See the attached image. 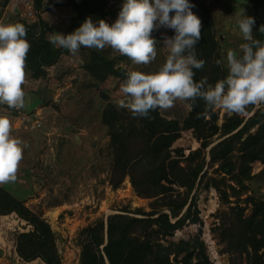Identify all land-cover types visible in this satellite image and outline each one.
Here are the masks:
<instances>
[{"label":"trees","instance_id":"trees-1","mask_svg":"<svg viewBox=\"0 0 264 264\" xmlns=\"http://www.w3.org/2000/svg\"><path fill=\"white\" fill-rule=\"evenodd\" d=\"M112 1L115 0H66L71 7V18L65 33L73 31L86 17L104 19L112 13L109 7ZM249 1L255 20L253 37L264 41V32L259 31L263 24L257 15L264 0ZM35 3L41 8L43 0ZM191 3L192 11L201 22V37L195 51L197 58L205 61L201 69L193 70V79L204 78L214 83L225 73L221 63H217L220 50L211 7L207 0H191ZM19 23L25 26V38L30 43L24 70L37 79L46 77L47 67L57 63L68 50L49 43L41 18L32 23L28 20ZM83 59L85 70L97 84L110 77L125 78L127 70L116 66L114 58L101 50L91 48ZM190 104L191 110L182 124L178 119L166 118L159 109L150 111V118L133 117L126 108L107 104L102 121L108 126L113 151L110 182L117 188L129 176L139 196L155 200L150 210L125 207L122 212L109 214L106 220L99 218L82 227L78 233L79 264H212L206 243L199 236L167 244L163 240L174 236L188 223L201 221L197 205L201 190L213 187L222 202L229 203L231 195L224 184L234 191L236 205L231 207L230 214L220 216L214 230L231 253L230 264H264V200L249 194L245 198L252 205L248 215L246 206L238 201L248 190L246 181L254 177L252 162L264 160V105L247 118L245 114L255 107L248 105L244 114L227 115L220 123L218 112L206 111L202 99L197 98ZM185 129H191L200 141V146L187 155L181 147L172 148ZM217 134L220 140L210 146ZM209 146L210 162L224 173L220 177L207 175L206 148ZM227 175L234 184L226 181ZM174 184L184 187V194ZM55 204L60 202L51 203ZM10 213H16L31 225L30 229L17 232L15 250L20 258L63 264L57 244L60 234L43 212L28 206L24 198L0 183V215Z\"/></svg>","mask_w":264,"mask_h":264},{"label":"rangeland","instance_id":"rangeland-1","mask_svg":"<svg viewBox=\"0 0 264 264\" xmlns=\"http://www.w3.org/2000/svg\"><path fill=\"white\" fill-rule=\"evenodd\" d=\"M27 1L35 4V20L24 14ZM35 2L0 0V23L20 20L32 23L41 18L47 37L54 31L65 33L71 18V7L66 0H43L41 8L36 7ZM122 2L115 0L109 3L112 13L104 18L106 22L110 24L117 18ZM207 3L211 7L219 43V61L226 75L227 50L238 49L239 44L244 42L235 25V13L243 8L245 14L253 17L254 12L249 0H207ZM257 15L264 25V6ZM165 34L171 36L173 32L171 29L160 28L151 33L157 40V55L147 65H133L127 56L107 46L101 51L114 58L116 66H123L127 71L154 72L168 54L162 44ZM90 49L81 47L76 54L67 52L62 55L57 63L47 67V75L43 78L31 77L24 70L25 106L12 109L6 104H0V115L6 116L10 122V134L20 138L26 145L22 159L18 162L16 179L2 184L16 196L24 198L28 206L42 211L43 216L60 234L57 244L63 264H79L81 247L78 233L82 227L99 218L106 220L109 214L122 212L125 207L150 210V204L155 200L139 196L129 176L117 188L110 182L113 151L102 113L109 102L117 106L118 99L122 97L120 84L124 78L110 77L103 83H95L83 65V58ZM261 106H255L249 114H245L246 117ZM190 110V101L177 100L173 107L160 112L166 118L178 119L182 124ZM215 110L219 114L220 123L229 115L223 109ZM31 114L41 120L39 128H27L19 120L22 115ZM219 140V135H215L210 146ZM199 146L200 141L194 137L191 129L182 130L172 144L174 149L181 147L185 155ZM210 146L206 148L205 169L208 176L220 177L224 173L217 171V165L210 162ZM251 165L254 177L246 181L248 190L238 200L240 205L246 206V215L252 209V205L245 201L249 194L264 200V160H256ZM226 177L228 183L234 184L228 175ZM173 186L184 194V187L176 184ZM224 188L231 195L229 203H223L213 187L201 190L197 198L201 221L188 223L163 242L167 244L170 241L191 240L199 236L206 243L212 264H230L231 253L226 251V243L220 242V235L214 230L220 223V216L230 214L231 207L236 205L234 191L227 184H224ZM54 202L60 204L51 205ZM30 228L27 222L18 221L16 213L0 217V264H45L40 259L26 262L22 258L18 259L15 254L17 232Z\"/></svg>","mask_w":264,"mask_h":264},{"label":"clouds","instance_id":"clouds-1","mask_svg":"<svg viewBox=\"0 0 264 264\" xmlns=\"http://www.w3.org/2000/svg\"><path fill=\"white\" fill-rule=\"evenodd\" d=\"M191 0H123L117 18L108 23L86 17L69 33L54 31L48 36L54 47L76 54L81 47L102 50L106 46L127 56L133 65L156 58L157 40L153 30L171 29L162 44L168 54L154 72L127 71L120 84L122 97L117 106L133 117H149L150 111L166 110L174 102L200 98L205 110L223 109L240 114L248 105H264V41L253 37L254 18L244 9L235 13V25L243 39L238 49L226 52L227 73L214 83L194 81V69L205 61L197 58L195 45L201 37V22L192 11ZM172 12V15H170ZM264 32V25L259 27ZM26 28L19 22L0 23V104L9 108L25 106V57L30 43ZM219 64L220 61L218 60ZM24 142L10 134V122L0 115V183L14 181Z\"/></svg>","mask_w":264,"mask_h":264},{"label":"built area","instance_id":"built-area-1","mask_svg":"<svg viewBox=\"0 0 264 264\" xmlns=\"http://www.w3.org/2000/svg\"><path fill=\"white\" fill-rule=\"evenodd\" d=\"M26 12L24 13L27 18H31L35 20L37 18L36 9L34 2L27 1L26 2ZM20 118V117H19ZM21 123H24L27 128H39L42 125V122L40 119L37 118V116L30 115H22L19 119Z\"/></svg>","mask_w":264,"mask_h":264},{"label":"crops","instance_id":"crops-1","mask_svg":"<svg viewBox=\"0 0 264 264\" xmlns=\"http://www.w3.org/2000/svg\"><path fill=\"white\" fill-rule=\"evenodd\" d=\"M1 216H5V215H0V217H1ZM19 220H20L21 222H22V221H25V220L21 219V218L18 216V221H19ZM15 254H16L17 258H18L19 255L17 254V252H16ZM19 258H20V257H19ZM19 258H18V259H19ZM33 261H34V260H33ZM26 262H29V261H26Z\"/></svg>","mask_w":264,"mask_h":264}]
</instances>
